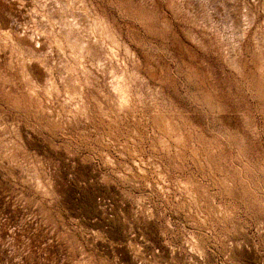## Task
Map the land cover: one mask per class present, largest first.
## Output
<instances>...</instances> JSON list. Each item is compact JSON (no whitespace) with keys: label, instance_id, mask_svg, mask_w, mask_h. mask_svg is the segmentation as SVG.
Listing matches in <instances>:
<instances>
[{"label":"rangeland","instance_id":"1","mask_svg":"<svg viewBox=\"0 0 264 264\" xmlns=\"http://www.w3.org/2000/svg\"><path fill=\"white\" fill-rule=\"evenodd\" d=\"M0 264H264V0H0Z\"/></svg>","mask_w":264,"mask_h":264}]
</instances>
